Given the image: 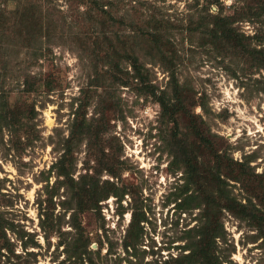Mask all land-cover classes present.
<instances>
[{"label": "rangeland", "instance_id": "1", "mask_svg": "<svg viewBox=\"0 0 264 264\" xmlns=\"http://www.w3.org/2000/svg\"><path fill=\"white\" fill-rule=\"evenodd\" d=\"M27 1L0 0V116L4 103L16 104L22 112L9 126L0 118V214L10 225L5 234L18 254L0 257V264H177V260L189 264L185 256L200 245L194 230L204 227L207 216L217 233L209 244L214 264H264L258 221L239 216L244 215V206L254 215L264 214V83L253 81L263 80L264 71L236 79L234 72L241 75L239 67H244L237 59L204 50L185 34L177 36L174 72L186 90V102L181 113L171 118L170 111L162 113L154 96H163L160 91L167 89L169 71L145 49L139 51L143 80L128 75L122 84L104 73L106 67L96 62L95 55L82 51V38L101 47L94 41L102 29L91 17L84 18L86 0H34L43 6V16L47 10L53 13L52 19L42 22V17L25 7ZM120 1L123 6L116 20L122 14L134 16L135 11L149 16L148 5ZM140 1L151 3L169 20L171 16L181 19L194 2ZM219 3L225 14L235 4L234 0ZM217 11L218 6L212 5L211 12ZM27 17L32 26L26 36L18 22ZM63 17L65 21L56 24ZM118 23L112 28L109 22L107 33L98 37L115 38ZM239 27L245 36L257 38L252 44L264 46V16ZM48 31L49 39L44 36ZM202 97L204 109L192 108L187 101ZM81 105L91 132L101 133L74 142L65 168L77 180L87 168L94 175L95 169L103 168L98 161L107 158L111 164L96 179L99 185L114 183L123 198L110 197L99 209L77 213L53 164L63 153L73 113ZM195 115L201 116L221 151L227 150L233 161L248 162V192L241 183L231 188L241 204L246 198L253 204L236 205L239 215L223 209L221 201L219 205L217 200L209 202L210 196L199 185L186 186L181 164L173 162L171 150L176 144L189 145L185 127L190 117L199 120ZM88 144L93 145L91 150ZM110 168L116 176L109 174ZM135 212L140 220L139 239L133 240L135 250H126L125 236ZM42 215L49 217L53 230L41 228ZM73 222L79 223L80 232L71 226ZM23 232L29 235L20 240ZM80 235L89 241L82 256L75 254L72 244ZM27 239L30 245L24 249Z\"/></svg>", "mask_w": 264, "mask_h": 264}, {"label": "trees", "instance_id": "2", "mask_svg": "<svg viewBox=\"0 0 264 264\" xmlns=\"http://www.w3.org/2000/svg\"><path fill=\"white\" fill-rule=\"evenodd\" d=\"M193 1V4L188 5L187 13L181 19L171 16V20H169L161 16L159 9L151 3L137 0L135 4L141 2L143 5H148L149 16L145 15L143 17V15L135 11L133 12L134 16L132 13L129 16L122 14L123 16L121 18L117 17L119 19L118 21L114 16L119 14V10H122L123 3H121L120 0H86L88 7L84 11V18L88 20V18L91 17L92 20L96 21L99 25L97 28L102 29L98 31L99 34H105V27L109 25V22H112L110 27L116 26L117 22H119V26L124 23V30L118 26V30L114 33L115 38H108L107 36L98 37V34L94 41V43L98 45L101 44V47L98 48L86 43V38H82L83 41L80 42L82 51L88 55H95L98 59L96 62L106 67L104 73L106 75L109 74L114 83L118 82L122 84L124 76L128 77V75L132 79L143 80L144 74L142 71L144 66L141 63L139 51L145 49L148 55L156 58L158 62L169 71L167 89L160 91V94L163 96L156 97L155 93H153L158 104L162 108V113L170 111L171 118L174 116L177 117L176 115L181 113V110L184 108V103L186 102V90L179 84L174 72V65L175 62H178L179 54L174 46L177 44L175 42L176 39L178 40L177 36L185 34L187 40L196 42L198 46L204 50L207 47L212 50L211 53L218 56H229L237 59L239 64H243L244 67H239L241 75H237V73L234 72L233 76L236 77V79L238 76H242L243 78L248 77V75H252L253 71H256L257 74H260V71H264L263 43L252 44V41L257 40V38L245 36L239 27V24L244 22L257 23L261 20L264 16V0H234L235 4L232 6V11L229 14L224 13V8L222 4L219 3V0ZM201 1L202 3L199 6ZM73 2H78V0H72V3ZM212 5L218 6V11L216 13L211 12ZM25 7L29 9L30 12L42 17L40 19L41 22L43 19L48 20L53 17V13L49 10H47L46 14L43 16V10L41 9L43 6L41 4H35L34 0H28ZM102 13H104L105 16ZM80 14L82 15L83 12ZM71 17H74V15ZM33 21L36 22L37 20ZM40 21L38 22L41 23ZM61 21H65L64 17L58 20L56 24H59ZM18 24H22L23 29L21 33L27 36V33L30 31V26H32L31 17H27L25 21H20ZM27 28L29 29L28 31ZM122 31H124V33L119 34V32ZM113 32L114 31H112V33ZM72 34L74 35V33ZM79 34L80 33H77V35ZM50 35L51 33L48 31L44 36L49 39ZM61 40H63L62 37ZM1 43L0 40V50L2 48ZM206 52L210 54L209 50ZM128 67H130L129 71L127 70ZM253 81L254 84H263L264 77L263 80L254 79ZM241 84L244 85L243 83ZM30 90L32 89L27 88L26 91L30 92ZM261 91L264 92V87H262ZM189 100L192 108L198 106L204 109L203 97L199 98L198 101L188 98L187 101ZM82 106L84 105H81L75 110V113H73L74 120L70 137L64 141L63 153L57 159L56 163L53 164L57 176L62 179L63 186L67 188V191H70V196H67V200L76 205L74 211L77 213L84 212L92 207L99 209V204L110 197L117 198V201H121L123 198V195L119 192V188L116 187L114 183L105 181L99 185L100 181L96 179L101 170H105V168H108V165L111 164L107 158L103 157L101 161H98L103 168L99 170L95 169L94 175L93 173L91 174L90 169L87 168L86 173L80 175L77 180H75L71 173L65 168L67 158L72 155V146L74 142L79 141L80 137L82 138L87 135L98 136V133H101L100 131H95L94 134L91 132L85 114L81 112ZM2 108L3 111L0 118L5 122L6 126L14 123L19 118L18 115L22 114L21 109L18 108L16 104L8 106V103H4ZM205 112H207V110H205ZM184 114H186V112H184ZM33 115L34 114H32V116ZM195 116L199 120L197 121L195 117H190L185 127V130L188 132L185 138L187 140L190 139L189 145H187L188 147L180 148L178 144H176L175 148L171 150L173 162L181 164L186 186L192 184L199 185L202 192L210 196L209 202L215 204L217 200L218 203H216V205H219L221 201L222 205H225L223 209L239 215V209L236 205L253 204L249 198L245 199L247 200L245 204H241L233 194L231 188L235 184L241 183L243 189H247L248 192L249 189L247 188L248 186H246V182L251 176L248 174L246 168L248 162L233 161L227 150L224 149V151H221L214 142L215 140L213 138L215 136L210 134L201 116ZM174 123H176V120ZM189 135L193 137V139H191ZM173 138L176 139L177 134H174ZM92 147V144L89 145V150H91ZM204 158L208 159L205 161ZM113 164H115V162ZM113 170V168H110L107 171L114 177L116 174ZM242 209L244 215L239 216L243 218L249 217L254 221H258V223L256 222V227H258L261 232L260 236L264 247V214L254 215L252 209H247L245 206L242 207ZM132 217L133 221L125 236L124 247L126 250L130 249V247L135 250L136 247L133 245V240L137 241V239H139V234L136 231V226H138L140 222L137 212L132 214ZM74 219L73 217V220ZM48 220L49 217L45 215L40 222L41 228L47 232L53 230ZM205 221L204 227L202 226L200 227L201 229L194 230V234L198 237V243L200 245L197 249L185 256L189 264H214V259L210 254L209 244L215 239L217 233L213 232L211 221L208 216L205 218ZM71 226L78 229L79 232L81 231L78 222H73ZM6 229H10V225L0 214V257L7 258L9 254L17 256L18 254H14L11 248L12 244H10L6 237ZM26 234L29 235V233L23 232V235L19 237L20 240L27 236ZM72 241L75 254L79 256L85 254L89 245L88 239L83 240L81 236L79 238H73ZM29 245L30 241L28 242L27 239V241L23 243V248L26 249ZM176 262L177 264H182L179 260ZM161 264H168V262L166 261Z\"/></svg>", "mask_w": 264, "mask_h": 264}]
</instances>
